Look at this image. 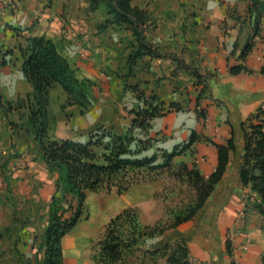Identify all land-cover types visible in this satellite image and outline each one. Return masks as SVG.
<instances>
[{
	"label": "crops",
	"instance_id": "obj_1",
	"mask_svg": "<svg viewBox=\"0 0 264 264\" xmlns=\"http://www.w3.org/2000/svg\"><path fill=\"white\" fill-rule=\"evenodd\" d=\"M58 1L67 4L66 11H70L71 17L57 16ZM250 1L133 0L134 6L152 15L144 34L162 56L146 54L132 70L129 69L130 45L137 43L133 31L117 24L103 27L107 19L104 6L91 10L88 0H55V7L43 10L39 24L28 26L30 36L44 35L61 43L63 54L78 69L79 78L95 82L93 106L84 111L78 104H68V94L60 84L51 88L50 122L70 130L63 136L59 135V129L52 136L49 124L51 138L88 141L94 131L91 125L103 111L100 104L115 96L114 102L118 104L116 125L98 128L114 129L120 134L132 131L136 137L131 145L134 152L141 142L146 144L145 149L134 155L140 158L156 156L157 164L164 162V153L183 149L173 156L167 168L173 164L183 170L197 168L208 179L219 165L217 145H228L235 135L236 149L230 152L222 178L197 216L150 237L153 241L161 237L162 244L186 239L191 260L199 264H264V215L254 207L260 195L251 185H243L241 180L246 152L241 123L260 108L264 109V16L260 30L254 36L255 17L249 13ZM251 41L252 49L243 56ZM233 67L238 70L233 72ZM12 69L8 63L3 65V83L11 87L12 94L16 92L14 98L9 96L7 99L14 102L30 94L33 87L23 73L22 63L14 68L15 74L10 73ZM8 72L9 76L6 75ZM139 94L145 97L157 95L169 110L155 117L147 130L133 126L135 114L130 111L141 105ZM96 99L100 101L95 103ZM171 103L175 106L169 107ZM94 108L97 115L93 117L95 114L91 111ZM77 125L88 130L84 138L75 137ZM4 129L1 137L11 139L15 136L13 132L16 131L10 126ZM193 134L196 139L186 146ZM46 169V164L40 165V169L32 166L26 178L17 180L16 173L11 182L45 178ZM50 181L53 180L48 181L47 192L51 199L55 180ZM166 183L163 179H154L136 183L123 194H119L118 189L116 193L112 190L108 201L118 214L127 208L139 207L142 214L161 217L165 213V203L158 193ZM12 208L6 227L10 228L9 235H4L5 241H10V247L14 248L33 246L35 234L20 222V211ZM77 225L63 238L66 264L72 263L66 253L69 245L75 252L73 263L76 262L79 239L74 238L73 232L80 227ZM89 235L91 233H84L81 245ZM228 240L231 254L227 251ZM78 256L81 264H99L93 258L82 259L79 251Z\"/></svg>",
	"mask_w": 264,
	"mask_h": 264
},
{
	"label": "trees",
	"instance_id": "obj_2",
	"mask_svg": "<svg viewBox=\"0 0 264 264\" xmlns=\"http://www.w3.org/2000/svg\"><path fill=\"white\" fill-rule=\"evenodd\" d=\"M88 2L91 10L99 9L102 6L106 8L107 19L103 22V27L117 24L133 31L137 43L130 45L132 47L129 56L130 70L146 54L155 57L162 56L144 34L145 28L152 20L150 12L134 6L133 0H88ZM249 13L255 17V36L260 30L261 20L264 16V0H251ZM27 41V46L20 48L23 60L22 69L26 79L31 83L33 91L26 98H18L16 103L9 101L8 107L14 110L24 108L25 119L19 127L29 135H33L40 160L56 176L55 190L48 205L47 224L38 248V252L43 253L40 264H66L63 238L84 218L89 191L97 192L105 186L107 191L111 192L114 187H117V184L112 182L119 180L118 178L125 180L131 173L142 169L167 168L173 156L183 149L177 148L170 154L164 153V162L155 164L156 156L140 158L134 155L145 149L146 144L139 142L140 146L134 152L131 145L136 137L130 130L126 134H120L114 129L99 127L90 133L89 140L86 142L69 138H51L49 136L51 88L55 84H60L68 94V104H78L83 107L84 111L93 106L95 82L91 79L79 78L78 69L63 54L61 43L44 35L29 36ZM252 47L253 41L247 44L243 56ZM4 64L6 61L3 62ZM236 70L238 69L232 68L233 72ZM138 98L141 105L138 109L130 111L135 114L133 126L147 130L155 117L169 111L166 104L157 95L145 97L143 94H139ZM173 106L175 104L171 103L169 107ZM201 114L204 116V111H201ZM263 117L264 109L260 108L256 114L241 123L245 135L246 150L241 168V180L243 185H251L252 189L259 193L260 200L255 202L254 207L264 215ZM195 139L196 136L193 134L186 146L191 145ZM217 147L219 149V165L208 179H205L197 168H184L188 179L196 181L198 203L189 213L176 218L175 222L170 225L171 228L193 219L198 210L204 206L215 184L220 181L226 170L230 152L236 149L235 135L233 134L228 145H217ZM133 177L130 176L129 180L123 181L124 186H118L119 194H123L139 181ZM136 210L133 207L127 208L111 220L103 237L96 246H93L95 262L118 264L124 260L126 252L132 251L140 244L143 237H154L163 234L168 229L160 227L159 223L142 227L136 216ZM126 217L130 229L126 234H123L120 231V226ZM36 240H38L37 235L35 236ZM227 251L229 254L232 253L230 241H227ZM150 253L153 255L163 253L162 255L167 258L169 264H197L191 260L190 248L184 241H177L174 244L168 242Z\"/></svg>",
	"mask_w": 264,
	"mask_h": 264
},
{
	"label": "rangeland",
	"instance_id": "obj_3",
	"mask_svg": "<svg viewBox=\"0 0 264 264\" xmlns=\"http://www.w3.org/2000/svg\"><path fill=\"white\" fill-rule=\"evenodd\" d=\"M54 3L55 0H0V264H26L28 262L30 264H40V260L43 258V253H39L38 248L47 224L48 205L50 202L47 183L49 180L54 181L56 176L46 169L47 176L45 178L33 179L25 183L11 182L16 173L18 174L17 180L26 178L29 175V168L33 166L36 169H40V165L45 166V164L38 156V149L34 144L33 135H29L23 128L19 127L25 119L24 108L12 111L8 107L9 100L7 98L9 96L14 98L16 92L12 94L11 87L3 83V78L5 77L3 76V72L5 73L3 62L6 61L8 65H11L13 69L10 73L13 72L15 74V69L23 61L20 48L22 46L24 48L28 44L27 38L30 36L28 31L30 27L28 26L32 23H34V26L37 23L39 24V21L43 17V10L55 7ZM66 7L67 4L64 5L58 1L57 8L59 12H57V16L60 15L59 17L62 19H67L68 16L71 17V13L70 11H66ZM6 75L9 76V72ZM23 98H26V96ZM116 100L117 98L112 96L107 99V102L105 101L103 104H100L103 106V111L98 110L101 111V114L97 120L93 121L91 125L93 130L102 125H106L108 128L116 125L117 117L115 118V113L118 107V104L114 102ZM16 101L14 102L16 103ZM99 101L97 100L95 103ZM91 112L95 114L97 111L94 108ZM119 112H121V107L119 108ZM96 115L97 113L93 117ZM13 122L15 123L13 124ZM50 125L52 136L57 134L59 129L61 130L59 135L64 136L70 132L69 128L60 127L57 122L51 121ZM5 126H10L11 130L16 131L13 132L15 134L13 138L1 137ZM77 128L75 129V132H77L75 137L84 138L88 130L79 128L78 125ZM34 160L38 164L31 166L30 163H35ZM36 174L39 175L38 172ZM130 176H134L133 178H136V181L139 180L136 183L154 179H163L167 182L163 190L158 193V196L161 197L160 199L165 203V213L163 216H154L150 213L142 214L139 207H133L137 209L136 216L142 227L146 224L154 225L159 223L160 227H165V229L168 228L166 230H169L171 229L170 225L175 222L176 218L189 213L198 203L196 181L188 179L187 172L175 164L171 165L170 168L164 167L135 171V173H131L125 180H129ZM118 179L112 182L113 184H117V187L113 188L115 193L118 186H124L123 181L125 180ZM53 181L50 182L53 183ZM111 194L112 192L109 193L105 186L97 192H88L85 216L77 225L80 227L73 232L74 238L77 241L79 239L77 243L78 251L80 257L84 260H92L94 254L93 246L97 245L111 220L119 213V211H114L111 202L108 201ZM115 205L117 206V203ZM12 207L20 211V222L23 225H27L29 230L35 236H38V240L33 242L34 247L22 246L14 248L13 246L10 247V241H5L4 235L10 230V228L6 227L10 221L11 214L9 210ZM146 207L151 208V206ZM201 209L198 210L194 218ZM129 229L128 218L126 217L120 226V231L126 234ZM86 232L91 233V235L81 245L84 233ZM160 240L163 241L161 237L154 239V241L148 236L143 237L140 244L134 247L132 251L126 252L124 260L118 262V264H169L167 258L162 255L163 253L158 255L150 253L164 245ZM177 241L187 243L186 239H178L170 243L174 244ZM80 245L81 247L79 248ZM78 251L76 262L73 263L75 261L74 249L70 245L67 247L66 253L69 254V260L72 261L70 264H81Z\"/></svg>",
	"mask_w": 264,
	"mask_h": 264
},
{
	"label": "built area",
	"instance_id": "obj_4",
	"mask_svg": "<svg viewBox=\"0 0 264 264\" xmlns=\"http://www.w3.org/2000/svg\"><path fill=\"white\" fill-rule=\"evenodd\" d=\"M243 216L245 217V214H243Z\"/></svg>",
	"mask_w": 264,
	"mask_h": 264
}]
</instances>
